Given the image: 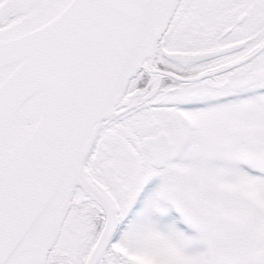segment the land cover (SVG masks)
<instances>
[{
    "label": "snow or ice",
    "instance_id": "snow-or-ice-1",
    "mask_svg": "<svg viewBox=\"0 0 264 264\" xmlns=\"http://www.w3.org/2000/svg\"><path fill=\"white\" fill-rule=\"evenodd\" d=\"M0 264H264V0H0Z\"/></svg>",
    "mask_w": 264,
    "mask_h": 264
}]
</instances>
